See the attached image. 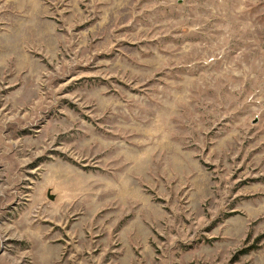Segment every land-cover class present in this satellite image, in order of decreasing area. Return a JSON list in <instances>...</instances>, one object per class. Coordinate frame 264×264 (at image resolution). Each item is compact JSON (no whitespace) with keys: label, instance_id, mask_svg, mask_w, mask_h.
<instances>
[{"label":"rangeland","instance_id":"obj_1","mask_svg":"<svg viewBox=\"0 0 264 264\" xmlns=\"http://www.w3.org/2000/svg\"><path fill=\"white\" fill-rule=\"evenodd\" d=\"M0 264H264V0H0Z\"/></svg>","mask_w":264,"mask_h":264},{"label":"water","instance_id":"obj_2","mask_svg":"<svg viewBox=\"0 0 264 264\" xmlns=\"http://www.w3.org/2000/svg\"><path fill=\"white\" fill-rule=\"evenodd\" d=\"M48 196H49L50 199H54V195L53 194L48 193Z\"/></svg>","mask_w":264,"mask_h":264}]
</instances>
